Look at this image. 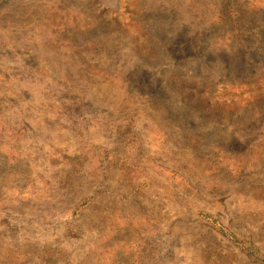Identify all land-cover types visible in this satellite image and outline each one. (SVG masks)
<instances>
[{
  "label": "rangeland",
  "instance_id": "rangeland-1",
  "mask_svg": "<svg viewBox=\"0 0 264 264\" xmlns=\"http://www.w3.org/2000/svg\"><path fill=\"white\" fill-rule=\"evenodd\" d=\"M0 264H264V0H0Z\"/></svg>",
  "mask_w": 264,
  "mask_h": 264
}]
</instances>
